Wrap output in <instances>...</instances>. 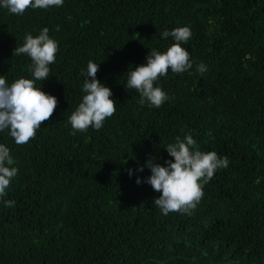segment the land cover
Returning <instances> with one entry per match:
<instances>
[{
  "label": "trees",
  "instance_id": "trees-1",
  "mask_svg": "<svg viewBox=\"0 0 264 264\" xmlns=\"http://www.w3.org/2000/svg\"><path fill=\"white\" fill-rule=\"evenodd\" d=\"M176 27L191 30L182 47L193 67L155 82L169 97L161 107L141 104L127 73L152 49L165 52L174 40L161 34ZM44 28L59 50L36 85L58 106L26 144L0 132L19 170L0 197V264H264V0H64L22 15L0 7L9 85L34 79L31 58L13 52ZM89 61L116 112L100 130L73 134ZM189 134L229 166L190 214L164 215L161 193L136 181L151 175L150 158L174 161L165 148Z\"/></svg>",
  "mask_w": 264,
  "mask_h": 264
},
{
  "label": "clouds",
  "instance_id": "clouds-1",
  "mask_svg": "<svg viewBox=\"0 0 264 264\" xmlns=\"http://www.w3.org/2000/svg\"><path fill=\"white\" fill-rule=\"evenodd\" d=\"M64 0H0V7L6 8L12 14L22 15L27 9H48L63 6ZM163 38L171 37L174 43L165 52L152 49L146 57V63L132 67L127 73L128 90L135 89L141 99L140 103H148L159 108L169 99L161 87L155 82L166 76L169 69L173 73H184L193 67L189 52L182 47L191 37L188 27H176L171 32H162ZM59 50L58 42L49 36V30L44 28L33 37L26 34L22 46L14 49L13 55L26 54L31 58L29 69L34 79L19 78L11 85L4 76H0V132L9 130L17 145L28 143L36 136L41 125L49 121L58 106L57 97L42 91L36 81L49 78L50 65L55 63ZM99 65L93 61L87 64V70L81 72L86 78L83 84L82 102L69 117L73 134L86 132L90 127L100 130L104 121L116 112V101L112 98L111 89L97 79ZM197 71L203 75L207 66L200 63ZM165 150L170 157L165 165L156 162L155 157L146 162L151 175L145 180L137 179V184L147 183L152 189L161 193L154 199V204L168 215L170 212L190 214L202 199L203 188L214 177L220 168L229 166L228 157H219L215 151L202 152L196 140L189 134L181 139L176 138L174 144H169ZM15 161L10 149L0 144V197L6 195V189L18 174V168L13 167ZM7 165V166H6ZM140 172L144 166L139 167ZM133 170H129V176ZM6 207H14V201H5Z\"/></svg>",
  "mask_w": 264,
  "mask_h": 264
}]
</instances>
